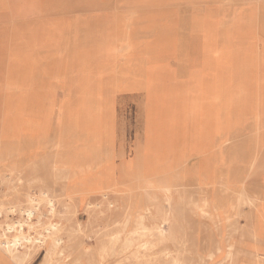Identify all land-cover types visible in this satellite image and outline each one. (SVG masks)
I'll return each mask as SVG.
<instances>
[{
    "label": "rangeland",
    "instance_id": "obj_1",
    "mask_svg": "<svg viewBox=\"0 0 264 264\" xmlns=\"http://www.w3.org/2000/svg\"><path fill=\"white\" fill-rule=\"evenodd\" d=\"M10 107L14 132L0 134L6 179L0 208H17L1 213L0 238L18 234V223L26 221L18 205L26 207V196L42 189L31 163L55 135L66 136L71 153L94 165L85 188L102 178L104 156L117 182L132 187L128 201L113 196L114 210H87L78 200L66 209L43 203L30 227L23 225L21 233L37 236L59 222L66 262L97 260L104 227L123 201L151 205L153 213L157 204L167 208L168 194L157 192L156 204L139 187L154 172V158L158 176L163 166L185 158L188 178L198 157L207 156L217 177L237 179L245 195L264 201V0H0V132ZM8 143L14 147L6 153ZM208 181L198 178L200 185ZM172 197L177 202V194ZM242 201L240 216L222 228L185 212V245H155L142 251L141 264H170L172 256L179 264H230L226 255L234 241L254 242V209ZM13 224L16 229L7 230ZM256 243L259 251L243 253L258 254L264 264V238ZM118 258L102 264H119ZM59 259L54 255L52 264Z\"/></svg>",
    "mask_w": 264,
    "mask_h": 264
},
{
    "label": "bare ground",
    "instance_id": "obj_2",
    "mask_svg": "<svg viewBox=\"0 0 264 264\" xmlns=\"http://www.w3.org/2000/svg\"><path fill=\"white\" fill-rule=\"evenodd\" d=\"M5 114L6 116H3L4 124L1 125L0 132L4 138L8 137L9 132H14L15 127L13 121H10V118L14 117V110H11V107L7 108ZM8 128L11 131H8ZM60 133L62 134V131ZM56 136L49 137L44 142L42 156L31 163L33 180L37 184L39 183L42 189L39 190L38 194L29 193L26 196V207L18 205V212L26 217V221L18 223V234L13 236L3 235L0 238V264H52L54 255L60 257L61 264H81L82 259L80 257L73 258L69 262L65 261L66 254L64 247H62L64 239L60 236L61 226L59 222L49 223L43 228V232L37 233V236L21 233L23 225L26 224L30 227L28 220L35 214L37 216L43 203L54 208L56 204H60L61 207L66 209L69 206H74V202L78 200V205H86L87 210H95L101 206L114 210L115 202H113V196L122 194L126 199L129 191L132 190L130 185L119 184L115 176H112V165H110L109 156H104L102 159L104 169L102 178L93 187L85 188L94 165L90 161L79 159L74 156L75 154L71 153L66 136L61 139H56ZM242 139L237 141L238 145L243 143ZM26 146V143H22L19 148L23 150ZM13 147L12 143H8L6 153L9 149L13 150ZM210 147L207 149L209 153L211 152ZM4 151L5 149L3 148ZM7 155L5 156L7 157ZM98 157L100 158V156ZM0 158H4L2 153H0ZM198 158L199 161L192 164L194 168L188 178H186L185 174L190 171L186 172L188 164L185 158L180 156L179 159L172 160L169 165L163 166L161 176H158L156 172V169L160 166L159 160L154 158L152 161L154 172L151 173L150 177L143 179L139 183V187L149 201H153L156 204L158 203L157 192L162 191L164 194H168L165 198L167 208H160L157 204L156 212L153 213L151 205L136 203L131 207L130 204L127 202L124 204L123 201V206L119 208L118 217L104 227L106 240L97 251V260L89 257L88 264H102L114 256H119L117 260L119 264L130 261H134L132 264H141L140 256L142 251H146L155 245L171 242L173 245L176 244L182 247L185 245V242H182L185 212L201 216L210 225H217L222 228L225 223H230L231 219L236 215L237 217L240 216L238 206L244 203L242 201L243 198H246V204L254 209L253 224L250 226V234L254 238V242L242 244L234 241L230 245L226 257L230 264H263L258 254L255 258H247L243 253V249L250 248L253 253L260 250L256 240L260 237L264 238V201L259 195H245L244 188L237 184V179L233 182L225 176L217 177L211 161H205L208 158L207 156ZM99 162L101 163L100 160ZM199 165L205 167L202 171L197 172ZM172 167L173 171L169 178L166 176L167 169L170 168L171 170ZM201 177L204 180L207 177H211L212 182L208 181L206 184L200 185L198 178ZM139 181L140 179L135 180V182ZM5 182L6 179H3L2 175H0V185ZM233 183H235L234 187ZM253 188L255 189V187ZM173 193L178 196L177 202L172 197ZM126 201L128 200L126 199ZM175 206L178 207L176 208ZM15 208H17L16 205L0 208V215L3 210L13 211ZM146 221H151V223L148 224ZM232 223L234 222L232 221L230 224ZM15 229L16 226L14 224L7 226V230ZM208 237L206 234V238ZM50 244L51 246L49 247ZM20 247L23 249L21 250ZM41 249L45 250V256H42ZM218 249L221 250V247L218 246ZM129 251L131 255L126 256L125 253ZM169 263L179 264L178 257L172 256Z\"/></svg>",
    "mask_w": 264,
    "mask_h": 264
}]
</instances>
